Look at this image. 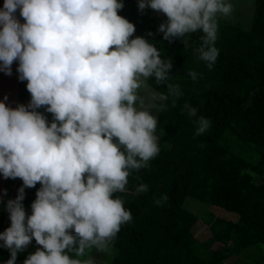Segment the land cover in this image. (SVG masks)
<instances>
[{"label":"clouds","instance_id":"9594fccd","mask_svg":"<svg viewBox=\"0 0 264 264\" xmlns=\"http://www.w3.org/2000/svg\"><path fill=\"white\" fill-rule=\"evenodd\" d=\"M123 6V0H4L0 8V71L11 74L18 60L19 79L31 93L27 106L0 101V173L23 181L6 202L11 223L0 241L10 258L3 264H15L33 238L42 247L23 264H96L86 252L107 250L131 219L113 193L126 191L130 169L159 151L153 110L164 107L158 102L167 94L151 91L147 79L167 81L173 64L154 43L133 37L134 23L118 12ZM138 7L166 14L158 29L165 39L200 30L195 51L213 66L217 14L228 15L231 0H138ZM166 86L168 94H181L179 85ZM44 105L51 123L36 110ZM194 123L200 134L210 120L200 115ZM37 182L27 214L25 187ZM145 190L144 183L136 186Z\"/></svg>","mask_w":264,"mask_h":264},{"label":"trees","instance_id":"16d2710c","mask_svg":"<svg viewBox=\"0 0 264 264\" xmlns=\"http://www.w3.org/2000/svg\"><path fill=\"white\" fill-rule=\"evenodd\" d=\"M123 4L118 12L134 23L133 37L154 43L173 67L165 82L147 79L155 92L167 94L158 102L164 105L158 109L155 130L159 151L146 166L130 169L126 191L113 193L122 198L131 219L121 224L107 250L93 247L86 256L105 254L102 264H240L244 252L264 248V0H256L249 28L217 16L218 56L212 67L195 51L202 43L200 30L165 39L158 29L167 16L153 15L151 7L139 9L136 0ZM17 18L24 22L19 9ZM168 83L179 85L181 94H168ZM26 84L22 80L20 85L25 106L31 102ZM187 106L197 109L195 116L189 115ZM36 110L51 123L46 108ZM200 115L210 123L197 134L194 121ZM140 183L147 190L137 192ZM22 184L20 177H8L0 232L11 223L6 202L15 199ZM40 186L37 182L25 187L27 214ZM188 197L211 209L205 223L213 235L209 242L199 241L193 233L199 217L185 206ZM34 242L33 238L30 243ZM215 242L222 247L211 249ZM2 245L0 241V264L10 258ZM29 254L18 251L15 264H23ZM253 255L257 253L247 254V260ZM233 257L237 261L228 263ZM260 260L254 259V264Z\"/></svg>","mask_w":264,"mask_h":264},{"label":"rangeland","instance_id":"374dc122","mask_svg":"<svg viewBox=\"0 0 264 264\" xmlns=\"http://www.w3.org/2000/svg\"><path fill=\"white\" fill-rule=\"evenodd\" d=\"M136 1L138 2V0ZM231 2L233 4V8L231 12L228 15L217 14V16L224 21H227L233 24H240L243 28H249L252 24L256 0H231ZM151 13L153 15H157V17H166V14L159 10L151 9ZM147 85L151 91H154V89L151 88L148 83ZM141 95H145V92L141 91ZM153 111H156V112H153V114H155L158 118L159 111L156 109H154ZM158 143H159V140H158ZM185 206L187 207V209H189L190 211H192L194 214H196L199 217L198 223L193 228L194 235L201 242H204V243L209 242L213 236L211 229L208 227L207 224H205L206 216L209 210H211L209 208V205L205 202L199 201L192 197H188L185 201ZM221 247H222L221 243L215 242L211 246V249L216 250ZM252 252L257 253V255H253L250 261H248L247 254H250ZM97 255L98 256H95L92 258L95 260L96 264H102V262L104 261L103 258L105 254L98 253ZM244 255H246V256H243L242 258L244 262L240 264H254L255 262L253 261L254 259L264 260V248L263 249H259V248L257 249L256 247L250 248L249 250L244 252ZM263 260H260L262 262H259V263L263 264ZM236 261H237V257H233V259L229 260L228 263H235Z\"/></svg>","mask_w":264,"mask_h":264},{"label":"water","instance_id":"95a60500","mask_svg":"<svg viewBox=\"0 0 264 264\" xmlns=\"http://www.w3.org/2000/svg\"><path fill=\"white\" fill-rule=\"evenodd\" d=\"M4 0H0V8L3 7ZM17 17V10L15 12ZM19 61L14 60L11 65V74H7L4 71H0V101L5 102V104L11 108H15L21 104L20 92H21V79H19L20 73L17 71ZM5 96L7 99L5 100ZM8 184V178H5L2 173H0V211L1 204L4 198L5 189Z\"/></svg>","mask_w":264,"mask_h":264},{"label":"crops","instance_id":"0c3cea01","mask_svg":"<svg viewBox=\"0 0 264 264\" xmlns=\"http://www.w3.org/2000/svg\"><path fill=\"white\" fill-rule=\"evenodd\" d=\"M41 107L42 108H47L46 105L40 106V108ZM51 116H52V119L51 120H53L54 119V115L52 113H51ZM37 248H39V244H37L36 242H34V243H29L22 251H25L27 253H34Z\"/></svg>","mask_w":264,"mask_h":264}]
</instances>
